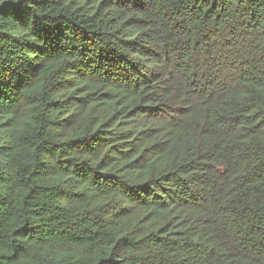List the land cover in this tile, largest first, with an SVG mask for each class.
Returning a JSON list of instances; mask_svg holds the SVG:
<instances>
[{
    "label": "trees",
    "instance_id": "trees-1",
    "mask_svg": "<svg viewBox=\"0 0 264 264\" xmlns=\"http://www.w3.org/2000/svg\"><path fill=\"white\" fill-rule=\"evenodd\" d=\"M0 264H264V0H0Z\"/></svg>",
    "mask_w": 264,
    "mask_h": 264
}]
</instances>
